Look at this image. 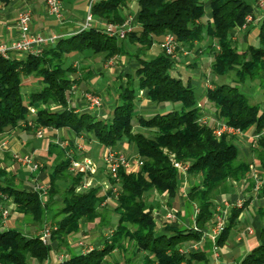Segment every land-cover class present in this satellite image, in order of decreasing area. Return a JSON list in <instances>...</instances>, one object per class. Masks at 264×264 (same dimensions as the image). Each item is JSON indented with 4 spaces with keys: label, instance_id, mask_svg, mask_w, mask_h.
Instances as JSON below:
<instances>
[{
    "label": "trees",
    "instance_id": "obj_1",
    "mask_svg": "<svg viewBox=\"0 0 264 264\" xmlns=\"http://www.w3.org/2000/svg\"><path fill=\"white\" fill-rule=\"evenodd\" d=\"M206 2L209 18L205 17ZM256 3L257 0H137L139 28L131 29L122 38L108 35L94 24L46 43L36 55L15 51H9L7 57L0 55V133L21 125L33 132L38 127L64 128L86 143L94 141L114 150L119 142L129 141L141 160L133 171L119 167L116 178L106 175L110 187L103 190L96 183L81 187L85 174L70 170L73 160L85 156L71 140L66 144L48 143L50 163L34 172L26 170L29 187H24L26 181L0 159V227L1 209L5 201L11 200L13 212L37 229L49 230L43 242L41 231L26 234L17 228H0V264H28L29 259L43 263L51 256L53 242L57 249L68 248V237L77 233L82 223L105 226L112 214L117 221L102 247L70 253L55 264L205 261L203 252H185L181 247L198 241L201 229L215 219L217 195L242 180L246 190H253L255 179L250 176V165L264 169V105L241 89L256 82L264 98V14L257 22L256 44L241 50L230 33L235 27L248 26L251 19L246 17L254 16ZM126 4L127 0H96L90 6V14L105 24H122ZM166 33L175 38V54L182 47L197 51L204 44L205 51L212 55L210 72L215 78L211 81L213 86L206 90L205 105L213 109L218 119L241 132L253 127L256 139L249 157L240 156L232 136L217 137L210 124L200 122L197 93L189 79L172 73L174 58L163 49L152 58L145 56L155 42H162ZM80 56L83 61L78 60ZM91 56L103 61L126 56L136 61L126 82L119 86L117 103L105 118L91 111H77L70 103L71 86L78 87L89 76V67L83 62ZM30 75L40 80V87L30 90L25 99L23 77ZM218 77L223 81L218 82ZM139 90L144 91L150 105L171 106L143 116L137 109ZM134 126L150 134L134 131ZM173 160L188 166L185 209L188 214L195 212L194 225L166 223L160 231L153 212L159 206L156 196H176L179 177ZM39 171H46L48 177L44 199L32 189ZM109 196L115 202L111 208L105 202ZM254 196L264 198V180ZM239 210L232 209L216 244L224 242ZM258 211L263 221L260 242L239 264H264V205ZM113 251L117 256L112 257Z\"/></svg>",
    "mask_w": 264,
    "mask_h": 264
},
{
    "label": "crops",
    "instance_id": "obj_2",
    "mask_svg": "<svg viewBox=\"0 0 264 264\" xmlns=\"http://www.w3.org/2000/svg\"><path fill=\"white\" fill-rule=\"evenodd\" d=\"M61 4L62 17L57 19L47 14L45 0H10L7 4L0 3V44L10 43L19 35L17 26L18 14L21 10H29L31 20L29 29L31 32L40 34L45 38L47 43H54L62 36L73 34L84 27L85 12L90 3V0H59ZM77 11H81L83 15L77 16ZM137 0H127L126 6L123 8V13L126 16L125 22L129 23L132 29H138L137 23ZM264 14V9L253 5V17L247 27H235L230 31L233 39L237 42L239 48L244 50L247 45H254L257 43L258 25L257 22ZM205 17H210V9L208 3L205 4ZM97 24L100 27L105 25V22L97 19H92L89 25ZM162 50L161 43L155 42L145 55L147 58H152L155 54ZM122 60L118 63V60ZM78 60H82L81 56ZM109 64L108 60L103 61L99 56H91L84 59L83 64L89 67V76L87 80L78 86V92L73 94L70 98V103L77 111L86 110V99L82 95V91L90 90L97 93L100 97V107L91 111L97 117L105 118L110 114L115 104L118 101V89L128 79L129 74L133 71L136 61L133 58L123 59V56H118ZM212 55L205 51L204 44H201L197 51L195 48L188 49L182 47L178 50L174 58L172 73L180 76L182 79H189L191 86L197 93V105L200 106L201 118H204L210 125H215L221 122L217 118L216 113L212 108L205 105V93L208 88H211L214 76L210 72V63ZM83 61V60H82ZM115 62V64H114ZM114 64V65H113ZM185 72L184 76L182 73ZM83 74V73H82ZM229 81L228 78H226ZM133 86H137V80H133ZM40 87V80L32 75L23 77L22 88L27 89L26 96L30 90ZM252 94L260 93L258 84L251 85ZM247 91L250 90L248 86H243ZM139 103L137 109L139 113L145 112L147 115L156 111L154 105H150L142 90L138 91ZM264 105V100L261 103ZM169 104L161 105L157 111H164L169 108ZM140 126H134V131H140ZM144 130V129H143ZM32 130L20 127L0 133V159L8 166L10 165L8 157H12L14 153L20 155H28L32 160L37 161L41 167L43 164H49L50 158L47 154V145L51 141L66 144L67 141H74L77 145V140L73 132L64 129L43 128L44 143L41 141L38 147V142H31L29 135ZM142 132V130L140 131ZM34 134V132H33ZM35 135V134H34ZM36 136V135H35ZM42 136V137H43ZM232 140L239 146L240 151L244 157H249L250 146L255 142V132L253 127L249 128L241 134H231ZM42 137H38L42 139ZM31 138V137H30ZM40 141V140H38ZM92 142V141H91ZM91 142H88L91 143ZM96 143V142H95ZM100 146V145H99ZM97 147V149L99 148ZM100 153L97 149L84 145V155L93 162L95 172L90 174V185L96 183L105 188H109L110 184L106 178V173L103 170V163L101 160V153L105 147L100 146ZM79 150V148H78ZM115 150L126 154L130 158L137 155L134 152L133 144L129 141H121L118 143ZM8 156V157H6ZM95 157L100 160L97 164ZM15 162V161H14ZM17 165L18 163L15 162ZM20 166V165H19ZM103 166V167H102ZM24 172L27 168L22 166ZM135 167H133L134 169ZM254 169L257 171V176L264 180V169L255 164ZM135 170V169H134ZM178 188L174 198L162 194L156 196V200L160 203V208L155 207L153 212V219L155 220L158 229L161 231L166 223L173 225H183L189 227L194 225L195 212L187 213L185 209V198L189 190V180L187 179L186 171L178 170ZM252 177V173H250ZM86 177V176H85ZM83 178V181L85 180ZM40 183H47L48 177L46 171H39L36 178ZM27 180V179H25ZM30 181L23 183L24 187H29ZM89 185V186H90ZM245 182H235L228 191L216 196V215L213 221H208L206 226L202 228V237L198 241L186 242L181 247L185 252H203L205 261L201 264H239L241 259L248 254L260 242V232L263 226V221L259 216L258 207L264 205V198L254 196L253 190H246ZM113 195L115 189L113 188ZM114 199L110 196L106 199V205L111 208L114 205ZM170 203V206L168 205ZM238 203L240 205H238ZM10 206L9 215L2 221L1 228H17L26 234H37L41 228L37 229L30 222H23L22 217L13 212V203L11 200L5 201L3 207ZM239 210L238 215L232 222V227L228 231L227 237L220 245L217 244V253L213 251V240L210 237V231L218 218H224L225 223L229 222L232 209ZM173 211L174 218H168L167 213ZM117 219V216L114 215ZM117 221V220H116ZM116 221L109 220L108 225L101 226L97 222L82 223L80 230L68 237V248L57 249L56 242L52 243L51 256L43 263H39L34 259H29L28 264H55L62 258H66L70 253L86 252L92 248L102 247L104 239L108 238L111 227L115 226ZM86 247V249H85ZM112 257L117 256L116 251L111 253ZM110 257V256H109ZM110 259V258H109ZM118 264H123L119 260ZM134 264H140L138 260Z\"/></svg>",
    "mask_w": 264,
    "mask_h": 264
},
{
    "label": "built area",
    "instance_id": "obj_3",
    "mask_svg": "<svg viewBox=\"0 0 264 264\" xmlns=\"http://www.w3.org/2000/svg\"><path fill=\"white\" fill-rule=\"evenodd\" d=\"M96 0H90V3L87 7L86 15H85V22L84 27L89 26L92 17L90 14V6L91 4ZM46 4V11L47 14L50 16H53L57 19H60L62 17V10H61V4L59 0H45ZM256 5L259 8L264 9V0H257ZM247 20L251 19V16L248 15L246 17ZM31 20V15L29 10H21L18 14L17 19V26L19 29V35L16 39L11 41L10 43H1L0 44V55L3 57L8 56L9 51H15L22 55L26 54H39L43 45H45L47 40L43 38L40 34L31 32L29 29V23ZM103 31L106 32L108 35H117L118 37H124L125 33L130 31L132 28L129 25V23L124 22L122 24H114V23H107L103 27ZM161 47L165 54L170 56L171 58H175V49H176V41L172 34L166 33L163 36ZM114 61V58H111L108 60L109 64H112ZM71 92L72 94H75L78 92V87L76 85L71 86ZM83 97L86 99V110H93L100 107L101 101L100 97L97 93L93 91H83L82 92ZM55 108V106H54ZM200 122L209 124L204 118H199ZM28 124H31V122H28ZM212 130L215 136L219 137L222 134H241L242 132L234 128L232 126L227 125L224 122H217L215 125H211ZM34 134L37 137L43 136V128L38 127L35 129ZM256 138V136H255ZM79 148V147H78ZM13 160H15L19 165L26 167L29 171L34 172L39 169L40 164L37 161L32 160L28 155H20L17 153H14L12 155ZM101 159L104 165V172L106 175L116 178L117 171L119 167H123L127 172L133 171L136 169L140 164L141 160L138 156L134 158L128 157L126 154L121 153L117 150L110 149L105 147L104 150L101 153ZM173 165L178 170H187V164H182L178 161L173 160ZM133 167H135L133 169ZM255 165L251 164V173L252 177L255 179V184L253 187V192L255 193L262 182L261 178L257 176V171L254 169ZM70 170L72 171H81L85 174V180L81 184V187H88L90 185V174H93L95 172V168L93 165V162L90 160V158L84 156L80 160H73L70 165ZM33 190H36L39 192V197L41 199H44V195L47 189L48 184L47 183H39L37 179H33ZM115 189V188H114ZM116 190V189H115ZM116 192V191H115ZM238 205H240L238 203ZM10 206L3 207L1 209V217L2 221L9 215L10 212ZM175 214L173 211H169L167 213L168 218H174ZM225 225V219L224 218H218L216 219L215 224L211 228L210 231V237L212 238L213 242V251L217 253L218 247L216 244V237L221 232ZM41 237L42 241L44 242L46 237L49 235L48 229H43L41 231Z\"/></svg>",
    "mask_w": 264,
    "mask_h": 264
},
{
    "label": "rangeland",
    "instance_id": "obj_4",
    "mask_svg": "<svg viewBox=\"0 0 264 264\" xmlns=\"http://www.w3.org/2000/svg\"><path fill=\"white\" fill-rule=\"evenodd\" d=\"M77 16L79 15H83V13L81 12V11H77ZM85 15H86V12H85ZM85 15H84V18H85ZM123 59H127V57L126 56H123ZM118 60V56L116 57V60H115V62ZM115 62H114V64H115ZM122 62V60H118V63H121ZM113 64V65H114ZM184 74H186L185 72H183L182 73V76H184ZM217 80H218V82H221V81H223V79L222 78H220V77H218L217 78ZM254 84H256V82H252L251 83V85H254ZM250 85V86H251ZM250 88V90L249 91H247L246 90V88H242L241 87V89L246 93V94H248L249 96H251V94H252V90H251V87H249ZM23 91H24V94H26L27 93V89H23ZM252 96H253V99L254 100H260L261 101V103H262V101L264 100V98L260 95V93H255V94H252ZM25 99H27L26 98V95H25ZM254 102H256V101H254ZM169 105H171V104H169ZM155 106V105H154ZM174 105H172V107H173ZM176 106V105H175ZM156 107V109L158 110V106H155ZM170 107V106H169ZM157 110H156V112H157ZM153 113V112H152ZM152 113H150L149 115H147L145 112H142L141 114L143 115V116H150V115H152ZM142 130V132L144 133V134H150V132H148L147 130H143V129H140V131ZM29 137V139H30V141L31 142H38V147L40 146V143H41V141L44 143V136L42 137V139H40V138H38L37 136H35L34 134H33V132H32V134L31 135H29L28 136ZM31 137V138H30ZM38 140H40V141H38ZM126 141V140H125ZM77 147H79V151H83V149L82 148H84V145H87V146H89V147H91L93 150L94 149H97V147L99 146V144H97V143H95L94 141H92L91 143H86L85 141H83V139L81 138V139H79V140H77ZM100 146H99V148L97 149V152H98V154L100 153ZM240 156L241 157H244V155H243V153L240 151ZM6 157H8V156H6ZM8 160H9V162H10V165H12V167H11V169L12 170H16V172L19 174V176H21L24 180L25 179H27L28 178V173L27 172H24V170H23V168H22V166L20 165L19 166V164L17 165L14 161H12V157H8L7 158ZM95 160H96V162H97V164H100V160L98 159V157L96 158L95 157ZM102 160V159H101ZM103 163V162H102ZM103 167V166H102ZM103 170H104V167H103ZM29 179V178H28ZM25 181H27V180H25ZM24 183H26V182H24ZM117 187H115V189H116ZM105 189H108V188H105ZM58 200H59V198H58ZM114 202V201H113ZM159 203V202H158ZM114 204H115V202H114ZM159 205H160V203H159ZM158 208H160V206L158 207ZM11 213L14 215V213H13V210L11 211ZM110 219H112L113 221H116L117 219H116V217L114 216V214H112L111 216H110ZM23 222H26V223H28V220H25V219H23ZM1 228V227H0ZM112 228V227H111ZM85 249H86V247H85Z\"/></svg>",
    "mask_w": 264,
    "mask_h": 264
}]
</instances>
